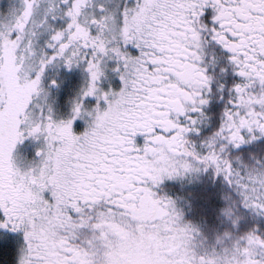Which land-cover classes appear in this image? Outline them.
Masks as SVG:
<instances>
[{
    "label": "snow or ice",
    "instance_id": "obj_1",
    "mask_svg": "<svg viewBox=\"0 0 264 264\" xmlns=\"http://www.w3.org/2000/svg\"><path fill=\"white\" fill-rule=\"evenodd\" d=\"M0 264H264V0H0Z\"/></svg>",
    "mask_w": 264,
    "mask_h": 264
},
{
    "label": "trees",
    "instance_id": "obj_2",
    "mask_svg": "<svg viewBox=\"0 0 264 264\" xmlns=\"http://www.w3.org/2000/svg\"><path fill=\"white\" fill-rule=\"evenodd\" d=\"M176 188V191L181 194V195H185L189 198H192L191 197V194L192 193H198L201 189L200 187L198 186H191V185H186L185 187L181 188L180 185H176L175 186ZM8 256V259L10 260L11 259V252L7 253L6 254Z\"/></svg>",
    "mask_w": 264,
    "mask_h": 264
}]
</instances>
